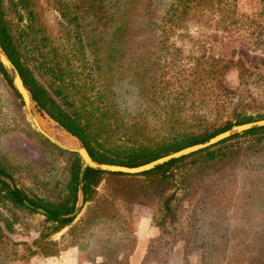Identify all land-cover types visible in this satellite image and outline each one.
<instances>
[{
	"label": "trees",
	"instance_id": "trees-1",
	"mask_svg": "<svg viewBox=\"0 0 264 264\" xmlns=\"http://www.w3.org/2000/svg\"><path fill=\"white\" fill-rule=\"evenodd\" d=\"M240 1L55 0L60 16L77 33V41H72V47L63 51L68 60L62 68L53 59L43 58L46 54L39 49L37 39L32 35L34 24L40 27L43 24L38 0L17 1L21 8L20 20L25 18L28 21L21 36L4 19L0 0V40L39 104V111L84 142L96 160L135 166L207 140L234 124L258 119L252 115H237L239 106L251 105L252 93L248 86L253 81L264 80V74L252 71L239 56L204 52L199 56L190 55L185 64H178L176 57L179 55H176L168 60V66H173L175 73L171 76L162 71V76H157L150 84L147 79H152L157 69L144 65L145 60L150 61L156 53L152 47L168 51L172 45L175 46L174 37L192 39L190 21L199 25L227 27L237 22ZM258 2L264 13V0ZM24 43L32 54L38 50L39 56H42L38 59V68L45 70L50 81H41L23 61L21 46ZM51 50L56 54L54 48ZM71 53L72 68L69 66ZM120 63L124 70L119 76L115 71L116 64ZM233 69L239 76L236 86L228 81V74ZM0 72L16 96L20 97L1 64ZM167 92L171 99H167V105H161L165 109L162 116L159 109L152 107L161 104ZM229 105L233 114L237 115L236 122L229 121L217 129H207L208 124L201 120L205 119L202 115L213 113V110L220 111ZM193 120H198V123L193 125ZM240 137H245L247 146L231 141ZM261 139H264V126L249 129L214 146L136 175L89 168L85 173L83 189L85 202L92 204L75 228L92 236L99 230L100 224L109 225L112 230V225L116 224L115 227H119L117 230L126 237L131 228L129 221L120 209L111 212L109 208L114 207L117 200H140L152 195L160 200L162 214L157 224L165 229L168 220L177 218L172 206L176 193L170 190L181 183V179L175 177L176 170L181 165H187L185 161L188 158L196 156L193 160L199 161L198 166L205 169L212 166V162L217 163L244 149L260 151ZM80 171L78 158L67 187L69 204L52 206L39 203L17 186L12 188L2 176L13 177L2 166L0 191L14 205L34 210L26 204L25 201H28L34 207H43L47 214L42 225L53 224V234L74 221L61 216L72 212L78 200ZM104 181L110 191L98 196V187ZM51 233L44 234L42 231L33 240L38 249L32 250L34 255H53L48 252L52 242L47 238Z\"/></svg>",
	"mask_w": 264,
	"mask_h": 264
},
{
	"label": "rangeland",
	"instance_id": "rangeland-1",
	"mask_svg": "<svg viewBox=\"0 0 264 264\" xmlns=\"http://www.w3.org/2000/svg\"><path fill=\"white\" fill-rule=\"evenodd\" d=\"M17 1L2 0V10L7 24L21 36L28 21L25 18L20 20L21 8ZM240 2L238 20L228 27L199 25L190 21L192 39L174 37L175 46L172 45L168 51L152 47L156 53L150 61L145 60L144 65L157 69V73L152 79H147V83L150 84L162 71L168 75L175 73V68L168 66L170 58L179 55L176 57L178 64H185L190 55L199 56L204 52L239 56L252 71L264 74L262 5L258 0ZM37 7L43 24L41 27L34 24L32 35H35L39 49L46 54L43 58L53 59L63 68L68 60L63 51L72 47V41H77V33L62 19L55 0H38ZM68 37L70 39L66 40ZM51 48L57 51L56 54ZM21 53L23 61L41 81H50L45 70L38 68V59L42 57L38 50L32 54L24 43ZM69 57L72 68V53ZM123 70L121 63L116 64L117 75H122ZM238 77L236 69L230 71V85L236 86ZM248 89L252 93L251 105L239 106L237 115L262 119L264 80L253 81ZM167 99H171L168 92L160 106L152 107L159 109L162 116L165 109L161 105H167ZM237 115L229 105L202 115L205 119L201 120L208 124L207 129L212 130L229 121L235 123ZM38 117L49 130L48 122L52 123L49 118L40 114ZM192 123L195 125L198 120ZM245 140V137H240L231 141H239L244 147L248 145ZM259 141L260 151L244 149L217 163L212 162L213 165L205 169L198 166L199 161L193 160L196 156L188 158L185 161L187 165L176 170L175 177L181 179V183L170 190L176 193L172 206L177 218L168 220L165 229L157 224L162 214L159 199L151 195L140 197V200H117L109 211L120 209L129 221L131 228L126 237L117 230L116 224L112 225L114 230L109 225L100 224L92 236L76 229L92 203H85L70 225L52 234L53 224L42 225L46 215L37 211L40 206L30 210L14 205L0 191V264H264V139ZM78 158L82 167L78 154L58 147L36 130L21 97L16 96L0 72V166L13 177L11 180L15 186L39 203L52 206L69 204L67 187ZM98 190V196H101L110 191V187L104 181ZM145 219H151L155 234L148 245L145 244L142 253L136 255L139 240L148 230V224H140ZM42 231L51 233L47 238L52 242L48 252L53 255L32 253V250H38L33 240Z\"/></svg>",
	"mask_w": 264,
	"mask_h": 264
},
{
	"label": "water",
	"instance_id": "water-1",
	"mask_svg": "<svg viewBox=\"0 0 264 264\" xmlns=\"http://www.w3.org/2000/svg\"><path fill=\"white\" fill-rule=\"evenodd\" d=\"M0 64L4 68L6 73L9 75L14 88L16 89L19 96L21 97V100L24 103L26 113L29 116V119L31 120L33 125L35 126L36 130L43 137H45L46 139H48L49 141H51L53 144L57 145L58 147L78 154L80 159L83 162L80 175H79L78 200L75 203V207L73 211L68 214L62 215L61 218L75 219L81 213L83 206L86 203L85 198H84L83 187H84V182H85L84 181L85 173L87 169L89 168L95 169V170L106 171V172L124 173V174H131V175L141 174V173L153 170L154 168L160 165H163L165 163H168L174 159L188 156L198 151H201L203 149H206L208 147L214 146L225 139H228L230 137H233L234 135L243 133L249 129L264 126V118L235 124V125H232L229 129L219 132L215 134L214 136L208 138L207 140L180 148L178 150L172 151L166 155H163L161 157H158L154 160H151L149 162H146L140 165L130 166V165H123V164L101 162V161L96 160L91 155L90 151L87 149L84 142H82L78 137H76L75 135L67 131L58 122L50 118L46 113L39 111V108H40L39 104L37 103L29 87L25 83V80L23 76L21 75L18 67L16 66V64L11 59L8 52L2 45L1 40H0ZM38 113L40 115L47 116L50 122L58 124L61 128L60 132L66 138H69L70 140L73 141V146H66L61 141H59L57 138L52 136L50 133L46 132L40 123ZM2 177L7 183L10 184L12 188L15 187V184L12 182L11 178L5 177V176H2ZM25 202L27 205L33 208H36L32 206L31 204H29L28 201H25ZM36 209L37 211L43 213L44 215L47 214V211L43 207H37Z\"/></svg>",
	"mask_w": 264,
	"mask_h": 264
},
{
	"label": "crops",
	"instance_id": "crops-1",
	"mask_svg": "<svg viewBox=\"0 0 264 264\" xmlns=\"http://www.w3.org/2000/svg\"><path fill=\"white\" fill-rule=\"evenodd\" d=\"M140 224H142V226L144 225V224H148L147 226H148V230H146L143 234H142V236H141V238H140V240H139V247H138V249L136 250V255H137V253H138V255L140 254V253H142V251H143V247L145 246V244L146 245H148V241H150V239H151V236H154V231L155 230H152L153 228H152V223H151V219H149V220H147V219H145V221H141L140 222ZM146 226V227H147ZM147 247V246H146ZM142 256V255H141ZM136 258H137V256H136ZM144 258V257H143ZM138 260V259H137ZM136 260V261H137ZM132 264H135V262H132Z\"/></svg>",
	"mask_w": 264,
	"mask_h": 264
},
{
	"label": "bare ground",
	"instance_id": "bare-ground-1",
	"mask_svg": "<svg viewBox=\"0 0 264 264\" xmlns=\"http://www.w3.org/2000/svg\"><path fill=\"white\" fill-rule=\"evenodd\" d=\"M42 122V120L40 119V123ZM42 127L44 128V130L46 132H50V134L52 136H54L55 138H57L59 141H61L63 144H65L66 146H73V141L70 140L69 138H66L61 132V128L58 124L55 123H49L48 122V128H50L49 130L45 128V126L41 123Z\"/></svg>",
	"mask_w": 264,
	"mask_h": 264
}]
</instances>
